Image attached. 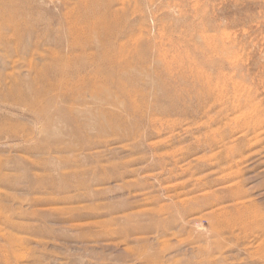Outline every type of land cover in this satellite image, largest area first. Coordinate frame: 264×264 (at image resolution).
Returning <instances> with one entry per match:
<instances>
[{
	"label": "rangeland",
	"instance_id": "1",
	"mask_svg": "<svg viewBox=\"0 0 264 264\" xmlns=\"http://www.w3.org/2000/svg\"><path fill=\"white\" fill-rule=\"evenodd\" d=\"M0 264H264V0H0Z\"/></svg>",
	"mask_w": 264,
	"mask_h": 264
}]
</instances>
